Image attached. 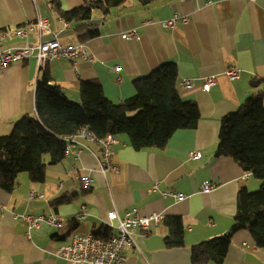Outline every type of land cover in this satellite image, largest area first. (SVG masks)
<instances>
[{"label":"crops","instance_id":"0c3cea01","mask_svg":"<svg viewBox=\"0 0 264 264\" xmlns=\"http://www.w3.org/2000/svg\"><path fill=\"white\" fill-rule=\"evenodd\" d=\"M53 0H0V31L14 30L48 18L51 32L63 46L78 45L74 26L64 23ZM61 10L81 7L87 0H58ZM99 13V14H98ZM175 14L190 23L163 27ZM92 21L100 35L84 43L91 61L67 59L39 70L35 58L9 65L0 72V136L11 135L26 115H35L37 83L45 76L50 86H60L69 100L81 102L83 81H99L106 97L120 104L135 95L134 80L149 76L160 66L174 63L179 82L189 80L192 89L180 90L186 100L198 104L200 120L194 129L174 134L162 151H136L125 137L115 148V171L100 170L99 143L84 142L78 159L73 153L61 163L48 166L46 181L33 183L27 173L20 174L14 191L0 189V264H70L58 257V248L69 245L74 236L97 234L107 227V216L137 208L142 215L180 217L186 232L185 248L166 249L169 234L164 221L149 232L138 231L135 245L124 252L125 264H192L191 247L228 233L235 224L237 198L241 188L260 189V181L246 173L230 157H218L221 118L237 112L252 97L264 94V0H157L146 7L129 0L108 17L94 11ZM135 30L139 37L124 40V32ZM35 35L27 39L10 36L4 47L37 44ZM75 67L77 69H75ZM116 68H120L117 72ZM236 68L240 78L231 81L226 72ZM121 76L123 82L117 78ZM217 76L210 93L203 91L204 80ZM200 152V159H192ZM92 182L87 190L81 177ZM211 181L217 188L204 194L200 185ZM31 192L35 197L31 199ZM168 196H164V194ZM182 194L184 199L173 195ZM59 197L68 202L57 205ZM86 207L83 219L81 208ZM57 214L66 224L56 230L47 224L30 229L18 215ZM117 224V222H115ZM224 264H264V249L256 247L249 230L237 233Z\"/></svg>","mask_w":264,"mask_h":264},{"label":"trees","instance_id":"16d2710c","mask_svg":"<svg viewBox=\"0 0 264 264\" xmlns=\"http://www.w3.org/2000/svg\"><path fill=\"white\" fill-rule=\"evenodd\" d=\"M128 1L87 0L81 7L66 12L61 10L58 0L52 2L60 18L73 24L77 40L86 43L100 35L99 27L92 21L94 11L108 17ZM137 1L146 7L157 0ZM5 31H0V36ZM49 82L46 75L37 83L36 114L24 116L11 135L0 136V189L7 193L14 191L23 173L35 184L44 183L48 166L66 158L64 138L85 127L98 139L107 134L125 137L136 151H162L176 132L194 129L200 120L198 104L180 94L178 68L174 63L164 64L149 76L134 80L135 95L120 104L111 102L96 80L81 83L79 104L71 102L60 86L52 87ZM262 82L264 79L253 80L252 85L256 87ZM216 152L218 157L232 158L261 185L255 193L246 187L240 189L235 224L225 235L192 246V264H224L233 237L243 230H249L256 247L264 249V94L250 98L237 112L221 118ZM68 201L59 197L53 203ZM164 224L169 230L165 248H185L182 218L167 217ZM94 235L108 240L114 231L104 227Z\"/></svg>","mask_w":264,"mask_h":264},{"label":"built area","instance_id":"2783aa9c","mask_svg":"<svg viewBox=\"0 0 264 264\" xmlns=\"http://www.w3.org/2000/svg\"><path fill=\"white\" fill-rule=\"evenodd\" d=\"M256 2L258 0H250ZM178 23L188 25L190 20L186 16L175 14L171 20L163 23L166 29L174 28ZM69 23H64V28H68ZM51 32V21L48 18H38L36 22L21 26L14 30H6L0 36V72L17 62H23L31 58H35L39 70L46 71L50 63L60 59H67L76 66L78 61H91L88 49L84 43L78 45L63 46L57 39L56 35L49 40L44 41L43 35ZM35 35L39 38L37 44H26L20 47H4L10 36H15L20 39H27ZM139 37L135 30H130L122 34L124 40L137 39ZM75 69H77L75 67ZM119 72L120 68H116ZM226 76L231 80L240 78V72L236 68H231L226 72ZM217 76H211L204 80L202 89L206 93H210L217 85ZM119 83L123 82V78H117ZM181 90L192 89L193 83L189 80H184L180 84ZM67 143L66 157L73 153L78 159L81 150H75L77 146H84V142L99 143L102 146L100 151L101 160L99 167L104 174L108 171H115L117 168L114 165L115 148L120 145L118 136L107 134L105 138L98 139L88 127L81 129L78 134L74 136H67L64 138ZM190 157L194 160L200 159L202 154L200 152H192ZM251 174L249 172L244 174V179H249ZM82 184L85 188H90L92 180L88 177H81ZM217 188V185L211 181L203 182L199 191L207 194ZM176 199H184V195H174ZM168 196V194H164ZM35 197V193L31 192V199ZM86 213V207L81 208V215L79 219H83ZM18 220L28 224L30 229L47 224L56 230H63L66 224L63 218L57 214L43 215H18ZM107 227L114 231V235L108 240L101 239L94 234L74 236L69 245L57 249L58 257L65 258L70 264H125L126 258L124 252L134 247L135 237L138 231L149 232L153 225L161 224L165 219L160 214L142 215L137 208L126 211L125 215L120 217L117 212H110L107 216ZM117 222V224H115Z\"/></svg>","mask_w":264,"mask_h":264},{"label":"rangeland","instance_id":"374dc122","mask_svg":"<svg viewBox=\"0 0 264 264\" xmlns=\"http://www.w3.org/2000/svg\"><path fill=\"white\" fill-rule=\"evenodd\" d=\"M99 14V13H98ZM46 159V161H48L49 160V158L48 157H46L45 158ZM253 181L255 182V181H257V182H259L257 179H255L254 177H253ZM257 191H259V189L257 190ZM256 190L255 191H252V193H255V192H257Z\"/></svg>","mask_w":264,"mask_h":264}]
</instances>
